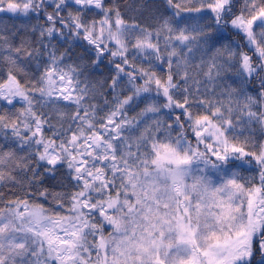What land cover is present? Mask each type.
Returning <instances> with one entry per match:
<instances>
[{
	"label": "snow or ice",
	"instance_id": "1",
	"mask_svg": "<svg viewBox=\"0 0 264 264\" xmlns=\"http://www.w3.org/2000/svg\"><path fill=\"white\" fill-rule=\"evenodd\" d=\"M0 14V264H264V0Z\"/></svg>",
	"mask_w": 264,
	"mask_h": 264
},
{
	"label": "trees",
	"instance_id": "2",
	"mask_svg": "<svg viewBox=\"0 0 264 264\" xmlns=\"http://www.w3.org/2000/svg\"><path fill=\"white\" fill-rule=\"evenodd\" d=\"M145 2L146 3H152L153 5H156V4L162 3V0H145ZM121 3H123V0H121ZM0 19H3L4 22L8 23L9 25H11L13 23L16 25H21V24L25 23V18H23V17H21L20 19H13L11 21H9L6 16H1ZM31 23L35 24V23H37V21L35 19H33L31 21ZM39 23H43V21L41 20V21H39ZM233 38L237 39V40L239 39L238 37H233ZM73 50L76 53H82L83 52V49H81L79 47H75ZM101 72L103 73V75H101ZM107 75H108V69L102 65L101 71H98L96 73V77L99 79H103ZM134 114H135L134 112L129 113V115H134Z\"/></svg>",
	"mask_w": 264,
	"mask_h": 264
},
{
	"label": "rangeland",
	"instance_id": "3",
	"mask_svg": "<svg viewBox=\"0 0 264 264\" xmlns=\"http://www.w3.org/2000/svg\"><path fill=\"white\" fill-rule=\"evenodd\" d=\"M3 16V14H0V17Z\"/></svg>",
	"mask_w": 264,
	"mask_h": 264
}]
</instances>
